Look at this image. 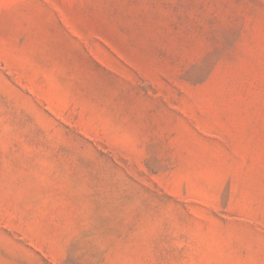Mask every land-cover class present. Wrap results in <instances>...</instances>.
Masks as SVG:
<instances>
[{
	"label": "rangeland",
	"instance_id": "374dc122",
	"mask_svg": "<svg viewBox=\"0 0 264 264\" xmlns=\"http://www.w3.org/2000/svg\"><path fill=\"white\" fill-rule=\"evenodd\" d=\"M0 264H264V0H0Z\"/></svg>",
	"mask_w": 264,
	"mask_h": 264
}]
</instances>
